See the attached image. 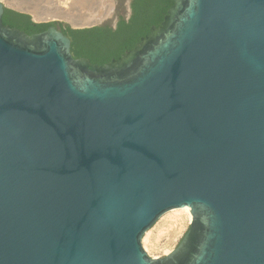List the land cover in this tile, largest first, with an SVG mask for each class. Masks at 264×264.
Returning a JSON list of instances; mask_svg holds the SVG:
<instances>
[{"label": "water", "instance_id": "1", "mask_svg": "<svg viewBox=\"0 0 264 264\" xmlns=\"http://www.w3.org/2000/svg\"><path fill=\"white\" fill-rule=\"evenodd\" d=\"M172 3L98 66L57 25H3L30 15L0 1V264H264V0ZM182 207L188 230L150 257Z\"/></svg>", "mask_w": 264, "mask_h": 264}, {"label": "trees", "instance_id": "2", "mask_svg": "<svg viewBox=\"0 0 264 264\" xmlns=\"http://www.w3.org/2000/svg\"><path fill=\"white\" fill-rule=\"evenodd\" d=\"M172 0H132L131 15L128 20L120 17L115 28L105 24L85 29H72L63 23L34 24L30 16L6 9L2 17L5 26L17 28L31 35L57 25L71 40L74 58H87L92 64L103 65L132 50L141 38L149 34L152 26L158 27Z\"/></svg>", "mask_w": 264, "mask_h": 264}, {"label": "bare ground", "instance_id": "3", "mask_svg": "<svg viewBox=\"0 0 264 264\" xmlns=\"http://www.w3.org/2000/svg\"><path fill=\"white\" fill-rule=\"evenodd\" d=\"M3 1L9 7L28 13L35 21L63 20L74 27L102 21L111 16L113 10V0H51V2L49 0V5L45 4V0ZM160 221L155 230L153 229L155 235L152 234V230L145 233L142 246L148 253L162 250L169 254L172 250L170 251L166 244L165 246L158 244V239L163 236L160 234L165 230L167 233L164 235L168 238L180 235L182 230L191 224L192 215L189 208L182 207L165 213Z\"/></svg>", "mask_w": 264, "mask_h": 264}, {"label": "rangeland", "instance_id": "4", "mask_svg": "<svg viewBox=\"0 0 264 264\" xmlns=\"http://www.w3.org/2000/svg\"><path fill=\"white\" fill-rule=\"evenodd\" d=\"M1 2H3L6 6H8L3 0H0ZM46 2H45V4L46 5H49L50 4V2H51V0H50V2H49V0H45ZM123 2H124V0H119V3L117 4V10H115V15L113 16V17H110V18H106L107 20H106V23H109V24H111L112 26H114V21H115V19H117V16H122L124 19H127L128 18V16H129V13L127 12V10L124 8V6L122 5L123 4ZM44 4V3H43ZM9 7V6H8ZM31 17V16H30ZM31 19H32V17H31ZM105 20V19H104ZM55 21V20H54ZM58 21H60V23H63V24H66V21H63V20H58ZM68 23V22H67ZM161 219V218H160ZM160 219L153 225V227L151 228V229H149L148 231H150V230H152V234L153 235H155L156 233H155V228H156V226H157V224L158 223H160L161 221H160ZM189 226H190V224L189 225H187L185 228H184V230H182V232H181V234L180 235H177V236H173V237H175V238H173L172 236V238H168V237H166L165 235H164V233L166 234L167 232L164 230L163 232V234L161 233L160 235H163V236H161L160 237V239H158L159 241H158V244H160V246H162V245H164V244H166V246L169 248V250L171 251L172 249H174L177 245H178V243L180 242V240L182 239V237L184 236V234L186 233V231L188 230V228H189ZM163 227H165V226H163ZM166 228V227H165ZM165 228H163V229H165ZM154 229V230H153ZM147 231V232H148ZM159 235V236H160ZM165 236V237H164ZM161 242V243H160ZM165 246V245H164ZM144 249V248H143ZM146 253L150 256V257H153V256H155L156 258L157 257H162V256H164V255H167L164 251H162V250H157V251H155L154 253H148L147 251H146Z\"/></svg>", "mask_w": 264, "mask_h": 264}, {"label": "flooded vegetation", "instance_id": "5", "mask_svg": "<svg viewBox=\"0 0 264 264\" xmlns=\"http://www.w3.org/2000/svg\"><path fill=\"white\" fill-rule=\"evenodd\" d=\"M132 2V1H131ZM117 10V9H116ZM5 13V12H4ZM4 15V14H3ZM120 17H122L121 15L120 16H117V23H118V21H119V19H120ZM117 23H116V25H117ZM108 25H110V26H112L111 24H109V23H107Z\"/></svg>", "mask_w": 264, "mask_h": 264}]
</instances>
